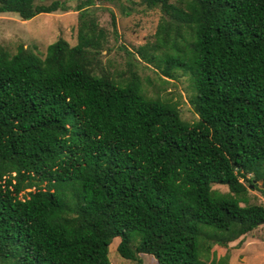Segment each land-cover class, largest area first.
Masks as SVG:
<instances>
[{
	"label": "trees",
	"instance_id": "16d2710c",
	"mask_svg": "<svg viewBox=\"0 0 264 264\" xmlns=\"http://www.w3.org/2000/svg\"><path fill=\"white\" fill-rule=\"evenodd\" d=\"M140 1L161 12L151 48L174 53L157 65L187 77L197 119L100 69L92 0L75 6V45L0 50V264H110L114 240L136 264H206L264 223L244 185L264 197V0ZM41 2L0 0V14L68 10Z\"/></svg>",
	"mask_w": 264,
	"mask_h": 264
},
{
	"label": "rangeland",
	"instance_id": "374dc122",
	"mask_svg": "<svg viewBox=\"0 0 264 264\" xmlns=\"http://www.w3.org/2000/svg\"><path fill=\"white\" fill-rule=\"evenodd\" d=\"M54 0H42L48 4ZM68 8L66 12L39 14L29 20H21L12 13L0 14V50L14 54L18 45L30 49L38 57L44 56L47 45L58 38L69 46L76 43L77 12L75 6L84 0H57ZM88 11L95 25L104 32L103 49L98 56L100 69L114 80L124 82L128 70L136 73L145 97L168 103L178 111L179 118L192 123L197 119L188 99L192 95L186 76L174 72L173 78H167L162 72L163 66L158 61L163 54H174L170 50L152 49L155 31L161 18L159 8H147L140 0H92ZM145 48L148 56H153L152 63L147 62L137 50ZM247 185V197L250 203L264 206V197L257 190L259 183ZM220 193L226 192L223 186H212ZM117 241H112L107 258L110 264H136L121 258L115 251ZM226 255L224 264H264V223L252 231L229 243L225 248L213 246L206 264H217ZM140 264H156L149 255H138ZM201 260H204L201 258Z\"/></svg>",
	"mask_w": 264,
	"mask_h": 264
}]
</instances>
